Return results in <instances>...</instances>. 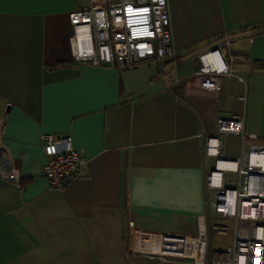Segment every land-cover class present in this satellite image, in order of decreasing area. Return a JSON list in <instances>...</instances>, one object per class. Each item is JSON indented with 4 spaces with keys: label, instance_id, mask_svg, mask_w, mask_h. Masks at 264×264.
Returning a JSON list of instances; mask_svg holds the SVG:
<instances>
[{
    "label": "crops",
    "instance_id": "1",
    "mask_svg": "<svg viewBox=\"0 0 264 264\" xmlns=\"http://www.w3.org/2000/svg\"><path fill=\"white\" fill-rule=\"evenodd\" d=\"M166 1L173 56L118 68L74 60L69 13L88 0H0V264H197L176 256L199 257L190 237L219 227L201 132L243 115L264 144V0ZM226 38L245 59L203 89L198 56ZM44 133L87 159L61 189L42 172ZM222 149L240 156L241 137Z\"/></svg>",
    "mask_w": 264,
    "mask_h": 264
},
{
    "label": "built area",
    "instance_id": "2",
    "mask_svg": "<svg viewBox=\"0 0 264 264\" xmlns=\"http://www.w3.org/2000/svg\"><path fill=\"white\" fill-rule=\"evenodd\" d=\"M69 21L76 62L127 68L143 60L160 63L173 56L166 0H88L86 6L69 13ZM229 44L226 38L198 56L193 77L202 78L199 85L203 89L214 88L223 75H233L232 62L245 59V55L234 54ZM243 122V115L218 117L215 133L200 134L204 154L214 158L213 168L205 173V189L212 193L213 211L231 221L232 241L221 249L210 248L205 233H199L190 239L200 256L176 257L197 264H264V144L244 131ZM228 134L242 139L238 157L223 154V139ZM40 141L46 156L42 172L49 187L61 189L83 173L87 159L73 145L71 135L44 133ZM7 178L21 187L15 167L9 168ZM130 250L141 251L134 243ZM169 256L160 255L163 259Z\"/></svg>",
    "mask_w": 264,
    "mask_h": 264
},
{
    "label": "rangeland",
    "instance_id": "3",
    "mask_svg": "<svg viewBox=\"0 0 264 264\" xmlns=\"http://www.w3.org/2000/svg\"><path fill=\"white\" fill-rule=\"evenodd\" d=\"M211 217L212 223L217 224L219 227L209 230L207 244H209L211 248H224L232 241V227L226 219L220 218L218 215H211ZM134 239V236L131 237V242L134 243Z\"/></svg>",
    "mask_w": 264,
    "mask_h": 264
},
{
    "label": "bare ground",
    "instance_id": "4",
    "mask_svg": "<svg viewBox=\"0 0 264 264\" xmlns=\"http://www.w3.org/2000/svg\"><path fill=\"white\" fill-rule=\"evenodd\" d=\"M248 212H250V211H248ZM251 212L254 213V210H251Z\"/></svg>",
    "mask_w": 264,
    "mask_h": 264
}]
</instances>
